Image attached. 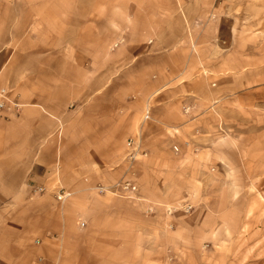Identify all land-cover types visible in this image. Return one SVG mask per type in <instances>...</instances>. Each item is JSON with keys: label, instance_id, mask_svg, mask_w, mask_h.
Returning a JSON list of instances; mask_svg holds the SVG:
<instances>
[{"label": "crops", "instance_id": "obj_1", "mask_svg": "<svg viewBox=\"0 0 264 264\" xmlns=\"http://www.w3.org/2000/svg\"><path fill=\"white\" fill-rule=\"evenodd\" d=\"M203 1L0 0V89L19 103L0 111V264H115L107 225L124 220L84 194L129 181L125 154L152 156L147 141L179 140L183 109L226 95L209 84L233 69L202 42Z\"/></svg>", "mask_w": 264, "mask_h": 264}, {"label": "rangeland", "instance_id": "obj_2", "mask_svg": "<svg viewBox=\"0 0 264 264\" xmlns=\"http://www.w3.org/2000/svg\"><path fill=\"white\" fill-rule=\"evenodd\" d=\"M121 1L81 4L108 2L117 11ZM203 2L215 25L202 42L210 58L233 69L209 84L216 88L219 79L226 95L207 99L189 120L183 109L179 140L147 141L152 156L125 154V177L136 190L100 186L84 194L111 196L107 212L124 220L107 225L119 228L108 238L115 264H264V0ZM203 32L188 37L194 51L203 49Z\"/></svg>", "mask_w": 264, "mask_h": 264}, {"label": "built area", "instance_id": "obj_3", "mask_svg": "<svg viewBox=\"0 0 264 264\" xmlns=\"http://www.w3.org/2000/svg\"><path fill=\"white\" fill-rule=\"evenodd\" d=\"M19 109V103H17L14 100H11L7 97V91L5 89H0V111H14L17 112ZM149 112H146V115H148ZM127 145L129 147L133 146V141L129 140L127 142ZM135 150V149H134ZM134 153L131 154L133 157ZM115 187H120L123 191H134L136 190V186L132 184L129 181L118 183L115 185ZM44 189L43 188H37V191L42 192ZM55 198L58 201H63L66 198V195L64 192L59 191L58 193L55 194Z\"/></svg>", "mask_w": 264, "mask_h": 264}]
</instances>
